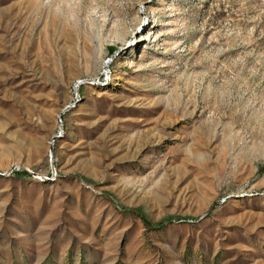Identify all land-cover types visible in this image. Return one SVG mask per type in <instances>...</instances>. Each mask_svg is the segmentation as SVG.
<instances>
[{
  "label": "rangeland",
  "instance_id": "obj_1",
  "mask_svg": "<svg viewBox=\"0 0 264 264\" xmlns=\"http://www.w3.org/2000/svg\"><path fill=\"white\" fill-rule=\"evenodd\" d=\"M0 264H264V0H0Z\"/></svg>",
  "mask_w": 264,
  "mask_h": 264
},
{
  "label": "bare ground",
  "instance_id": "obj_2",
  "mask_svg": "<svg viewBox=\"0 0 264 264\" xmlns=\"http://www.w3.org/2000/svg\"><path fill=\"white\" fill-rule=\"evenodd\" d=\"M144 37H140V39H143ZM145 39V38H144ZM146 39H148V38H146ZM144 41V40H143Z\"/></svg>",
  "mask_w": 264,
  "mask_h": 264
}]
</instances>
